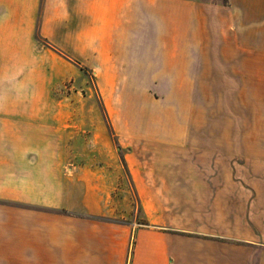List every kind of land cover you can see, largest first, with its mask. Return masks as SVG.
Masks as SVG:
<instances>
[{"label":"crops","instance_id":"crops-1","mask_svg":"<svg viewBox=\"0 0 264 264\" xmlns=\"http://www.w3.org/2000/svg\"><path fill=\"white\" fill-rule=\"evenodd\" d=\"M246 30L260 45L264 0H0V127L40 108L17 97L30 65L61 60L140 79L125 102L109 82L104 105L115 136L156 150L124 153L140 221L117 223L91 178L57 172L52 151H22L30 135L0 130V264H264V150H198L173 97L157 120L135 96L195 93Z\"/></svg>","mask_w":264,"mask_h":264},{"label":"rangeland","instance_id":"rangeland-1","mask_svg":"<svg viewBox=\"0 0 264 264\" xmlns=\"http://www.w3.org/2000/svg\"><path fill=\"white\" fill-rule=\"evenodd\" d=\"M38 42L40 50L44 45ZM243 42V46L223 47L221 52L229 60L223 63L222 71H212L216 76L196 79L195 93L135 95L146 106L144 116L162 118L167 111L160 98L173 97L177 106L173 112L186 123L185 134L196 138L198 150L233 155L264 150V30L260 45L251 30L245 31ZM236 57L244 60H231ZM30 68L36 76H22V93L16 96L21 102L38 103L40 108L21 110L20 120L9 121L0 130L30 135L34 140L19 143L22 151H52L53 157L45 160L59 167L57 172L91 178L107 204L113 201L104 207V212L111 214L109 219L138 223V196L124 153L141 150L147 158L156 150L115 136L104 100L109 95V82L114 83L113 97L125 102L134 96L124 90L127 81L140 79L97 78L90 69L61 60L53 62L52 71L48 63L39 61ZM21 69L24 74L26 69Z\"/></svg>","mask_w":264,"mask_h":264}]
</instances>
